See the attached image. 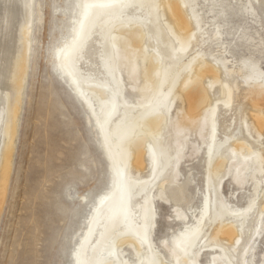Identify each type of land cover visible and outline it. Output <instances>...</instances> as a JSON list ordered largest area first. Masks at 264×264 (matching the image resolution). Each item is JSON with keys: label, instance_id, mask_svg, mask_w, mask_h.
<instances>
[{"label": "bare ground", "instance_id": "1", "mask_svg": "<svg viewBox=\"0 0 264 264\" xmlns=\"http://www.w3.org/2000/svg\"><path fill=\"white\" fill-rule=\"evenodd\" d=\"M121 1L80 0L79 18L72 38L57 49L55 57L58 69L67 75L68 81L76 86L80 97L91 109L112 171V186L92 206L88 226L74 252L73 264H163L161 256L151 248L153 242L150 243L151 228L155 223L154 201L160 197L171 203V196L163 192L164 184L178 195L184 193L182 186L177 184L180 177L178 166L190 150L191 156L198 153L201 144L205 147L206 210L200 213L197 225L177 234L171 247L163 243L170 253L169 264H181V260L182 264H199L198 256L205 251L213 254L209 264H232L235 252L242 264H249L252 262L253 245L264 233V205L255 218L250 235L243 241V229L257 196L250 199L246 208H232L222 195L221 188L224 181L231 178L242 187L246 178L256 168L260 169L262 149L251 146L246 139L239 140V134L231 130L236 115H231L230 119L227 115L232 111L234 88L238 89V84L226 83L225 88L220 89V94L227 100L222 101L224 114H218V107L209 104L211 82L204 83L201 79L207 73L221 72L228 76L235 72L239 82L246 87V100L254 109L250 114L252 123L263 129L264 70L260 55L264 50V35L257 34L256 30L252 33L244 20H237V17L234 21L231 19L233 8L230 0H212L207 11L213 15L204 23V18L196 10V0H172L170 4H166L165 0H125L123 4ZM30 4L33 0H0V141L4 115L8 116L9 124L6 130L9 139L5 142L6 150L3 149L0 162V206L10 168L20 90L31 52ZM165 4L177 24L185 28L181 41L178 35L169 32V25L161 22ZM127 10L130 12L126 13ZM237 10L255 18L256 8L249 0L241 1ZM97 24L99 31L95 32L100 38L98 43L102 51L99 57L104 74L101 78L100 74L94 73L95 70L89 69V73L84 74L78 66V57L90 60V56L82 54V49ZM193 26L201 35L199 44L206 42L208 49L218 44L232 55L236 68L229 69L226 60L213 51L202 55L198 53L196 57L185 60ZM211 30L213 33L210 34ZM123 33L129 35L121 38L125 46L128 47L131 40L132 46L143 55V84L137 86L140 94L135 101H129L125 96L126 87H123L116 66L115 56L120 55L117 52V34ZM238 46L239 55L236 52ZM245 50L247 54H244ZM146 60L148 62L144 63ZM132 67L128 66L130 74ZM132 89H135L134 86ZM177 99L184 103L183 112L173 116L171 112ZM93 101L96 102L97 112ZM221 115L223 117L219 120ZM245 118L238 115L237 123L250 136ZM219 121L223 127L222 136L217 130ZM167 133L170 140L165 141ZM144 157L149 169L147 177L131 172L133 167L139 171L144 165ZM167 171H170L169 175H165ZM162 176L166 178L155 187V181ZM210 190L214 195L213 201L209 196ZM136 197H141V200L138 202ZM172 207L177 220H187L186 212L175 209L176 205ZM203 218H207L213 226L205 242H201L206 225L201 223ZM123 244L135 252H142V255L129 263L121 249Z\"/></svg>", "mask_w": 264, "mask_h": 264}, {"label": "rangeland", "instance_id": "2", "mask_svg": "<svg viewBox=\"0 0 264 264\" xmlns=\"http://www.w3.org/2000/svg\"><path fill=\"white\" fill-rule=\"evenodd\" d=\"M171 1L165 0V3L170 4ZM241 1L230 0L233 8L231 19L234 21L237 17V20H244L252 33L256 30L257 34L259 32L264 35V0H249L256 8L254 19L237 10ZM124 2L125 0L121 1L122 4ZM166 4L162 10L161 22L165 26L169 25V32L178 35L181 41L186 32L185 28L177 24L175 16L168 10ZM79 5L80 0H33L31 5V52L25 81L20 90L10 168L4 199L0 206V264H73L74 252L88 226L92 206L112 186L110 161L98 134L95 117L80 97L76 86L68 81L65 73H61L55 61L57 49L72 38L73 29L79 18ZM211 5L212 0H196V10L204 18L202 23L207 22L213 15L207 11ZM128 12L130 10L126 11ZM95 31H99L98 24L94 26V32L82 49L84 56H90V60H87L90 64L78 57V66L84 74L92 69V71L95 70L96 75L100 74L101 78L104 75L99 57L102 49L101 44L98 43L100 38ZM117 36L119 38L117 52L120 53L118 56L115 54L117 70L120 72L123 87H126L125 96L129 101H135L136 96L140 94L137 86L143 84L141 77L142 67L144 69L143 55L132 46L131 40L130 45L125 46V41L121 38L129 35L123 33ZM200 40H202L201 35L193 26V36L185 52V60L196 57L198 53L202 55L213 51L214 54L226 60L225 63L229 69L236 68L237 64H234L231 54L224 51L218 44H213L208 49L206 42L203 44L202 41L199 44ZM257 41L258 39L255 40ZM236 52L239 55V46L236 47ZM247 53L245 50L244 54ZM260 57L261 68L264 70V50ZM208 60L210 61L209 58ZM147 62L148 60L144 63ZM130 65H133L131 74L128 69ZM201 81L211 82L208 88L212 92H210L209 104L218 107V114H224L222 101L227 100V97L220 94V89L225 88L226 83L238 84V89L234 88L235 97L232 99L234 102L230 107L232 111L230 110L227 115L228 119L231 115H236V121H233L231 130L234 134H239V140L246 139L251 146L262 149L260 155L263 161L260 169L256 168L254 173L246 178L242 187L231 178L226 179L221 188L222 195L232 208H246L250 199L257 196L243 229L241 239L244 241L250 235L256 222L255 218L264 205V128L258 129L252 123L250 114L254 112V109L246 100V87L239 82L240 79L235 72H231L228 76L221 72L207 73L203 75ZM132 86L135 89H132ZM93 104L97 112L96 102L93 101ZM183 104L177 99L171 115H182ZM237 106H239V113ZM238 115L246 117L250 136L241 125L238 126ZM222 117L223 115L219 120ZM7 118L8 116L4 115L0 162L3 149L6 150L5 144L9 139V135L6 134L7 125H9ZM217 130L222 136L221 121ZM168 133L164 136L165 141L170 140ZM191 139L194 140V137ZM197 142L201 141L197 140ZM204 149V145L201 144L200 151L192 156L190 150L178 166L180 177L177 184L182 186L184 193L178 195V192H173L164 184L163 192L171 196V203L163 201L160 197H156L154 201L155 223L151 228L150 243L153 242L151 248L161 256L159 258L163 264H169L171 261L169 250L163 246V243L171 247L177 234L197 225L200 213L206 210ZM143 163L139 171L133 167L131 172L142 177L149 176L145 157ZM169 174L170 171L165 173V175ZM164 178L166 176L158 178L155 181V187L160 185ZM175 186L172 185V187ZM209 193L213 201L212 191L210 190ZM140 200L141 197L137 198L138 202ZM172 205L178 206L175 209L180 208L186 212L187 220H177ZM201 223L206 224L201 238V242H205L213 226L207 218H203ZM222 240L224 241V238ZM249 246L250 244L246 249ZM121 247L129 263L135 262L137 256L142 255V252H135L133 248L124 244ZM253 248L252 262L249 264H264V233L255 242ZM212 255L211 251L201 252L198 263L209 264ZM234 257L232 264H242L237 258V252L234 253Z\"/></svg>", "mask_w": 264, "mask_h": 264}]
</instances>
